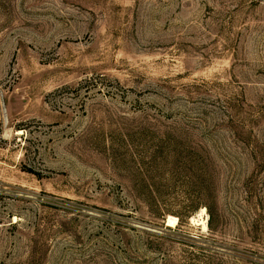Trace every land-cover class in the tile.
Returning a JSON list of instances; mask_svg holds the SVG:
<instances>
[{
  "label": "rangeland",
  "instance_id": "obj_1",
  "mask_svg": "<svg viewBox=\"0 0 264 264\" xmlns=\"http://www.w3.org/2000/svg\"><path fill=\"white\" fill-rule=\"evenodd\" d=\"M0 264H264V0H0Z\"/></svg>",
  "mask_w": 264,
  "mask_h": 264
},
{
  "label": "bare ground",
  "instance_id": "obj_2",
  "mask_svg": "<svg viewBox=\"0 0 264 264\" xmlns=\"http://www.w3.org/2000/svg\"><path fill=\"white\" fill-rule=\"evenodd\" d=\"M204 212H205V210L202 211L201 215H203ZM169 222L175 226L177 224V218L171 216L169 218Z\"/></svg>",
  "mask_w": 264,
  "mask_h": 264
}]
</instances>
